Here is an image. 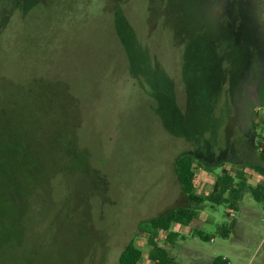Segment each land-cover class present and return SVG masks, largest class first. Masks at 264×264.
I'll return each instance as SVG.
<instances>
[{"label":"rangeland","instance_id":"374dc122","mask_svg":"<svg viewBox=\"0 0 264 264\" xmlns=\"http://www.w3.org/2000/svg\"><path fill=\"white\" fill-rule=\"evenodd\" d=\"M35 77L50 117L78 113L98 173L56 177L0 264H119L148 220L186 204L179 156L214 174L264 165V0H0V96ZM203 213L235 221L224 205Z\"/></svg>","mask_w":264,"mask_h":264},{"label":"trees","instance_id":"16d2710c","mask_svg":"<svg viewBox=\"0 0 264 264\" xmlns=\"http://www.w3.org/2000/svg\"><path fill=\"white\" fill-rule=\"evenodd\" d=\"M168 24L174 34L179 33V28ZM47 84L39 77L23 83L11 82L6 96H0L1 261L17 256L25 246L30 230L27 219L35 212L38 201L47 199L44 193L47 189H50L51 195L56 177L68 175L74 169L84 173H98L89 166L88 151L80 144L81 122L78 113L74 110L76 113L72 117L67 118L60 113L52 118L46 112L49 105L43 96L47 95L45 90H50ZM71 97L68 100L77 106L78 100ZM45 98L46 101L51 100V97ZM258 124L264 125V116L260 123L254 122V127L257 128ZM255 149L260 160L264 161V140L256 142ZM175 164L186 204L173 207L148 220L137 235L146 238L148 249L143 250L137 238H132L120 254L119 264H142L145 257L150 264H179L166 247L178 236V233L171 230L172 224L190 226L193 234L203 240H210L213 236L227 238L231 234L227 222L218 224L213 234L204 230V222L198 217L199 207L203 204L212 207L224 205L226 214L230 216L231 211L237 209L245 189H249L256 200L262 201L264 179L251 185L247 174L252 169L264 175L261 164L245 163L230 169L223 168L221 173L216 174L213 187L208 193L198 191V168L202 167L199 159L192 154H184L177 158ZM212 264H227V261L217 256Z\"/></svg>","mask_w":264,"mask_h":264},{"label":"crops","instance_id":"0c3cea01","mask_svg":"<svg viewBox=\"0 0 264 264\" xmlns=\"http://www.w3.org/2000/svg\"><path fill=\"white\" fill-rule=\"evenodd\" d=\"M261 165L264 167L263 164ZM247 174L248 182L251 185L260 183L264 179V175L258 171H255L253 174L247 171ZM198 175V191L208 193L213 187L216 173L214 174L200 167L198 168ZM245 190L249 191V197L246 199ZM245 190H243L238 201L237 209L230 213V217L235 219L230 226V236L227 238L213 236L209 240L211 243L209 247H205V245L197 241L202 239L193 234L190 226L177 223L172 224L171 230L178 233V236L169 242L166 247L179 264H212L214 258L217 256L227 257L230 264H264V234H260V240L254 239L255 236H258L259 229L263 228L262 222H264V217L259 210L261 208L264 209V204L262 201H259L262 202L260 204L253 197L249 189ZM206 206L207 204H203L199 207L198 217L204 222V230L209 234H213L219 223L209 224L212 222V219L209 215L203 213ZM232 212L234 215H231ZM207 225H211L209 231L206 230ZM144 239L143 241L139 240L138 243L146 251L148 246L146 238ZM254 240L255 244H252L251 241ZM178 245L179 248L175 249ZM142 264H150V261L145 257Z\"/></svg>","mask_w":264,"mask_h":264},{"label":"built area","instance_id":"2783aa9c","mask_svg":"<svg viewBox=\"0 0 264 264\" xmlns=\"http://www.w3.org/2000/svg\"><path fill=\"white\" fill-rule=\"evenodd\" d=\"M262 202L264 204V190L262 191ZM231 215H234V213L232 212ZM224 259L227 261V264H230V261H229V259L227 257H224Z\"/></svg>","mask_w":264,"mask_h":264}]
</instances>
